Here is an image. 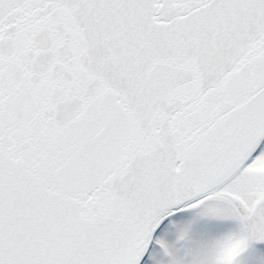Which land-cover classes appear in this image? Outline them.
Returning a JSON list of instances; mask_svg holds the SVG:
<instances>
[{
    "label": "snow or ice",
    "instance_id": "snow-or-ice-1",
    "mask_svg": "<svg viewBox=\"0 0 264 264\" xmlns=\"http://www.w3.org/2000/svg\"><path fill=\"white\" fill-rule=\"evenodd\" d=\"M0 264H264V0H0Z\"/></svg>",
    "mask_w": 264,
    "mask_h": 264
}]
</instances>
